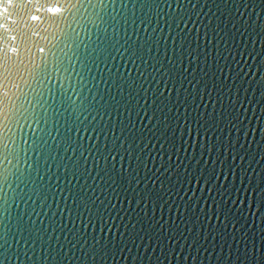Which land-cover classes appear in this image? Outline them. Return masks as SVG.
Listing matches in <instances>:
<instances>
[{
    "label": "water",
    "instance_id": "95a60500",
    "mask_svg": "<svg viewBox=\"0 0 264 264\" xmlns=\"http://www.w3.org/2000/svg\"><path fill=\"white\" fill-rule=\"evenodd\" d=\"M105 12L119 51L90 72L73 57L90 109L45 105L47 124L18 132L27 183L0 179V264H264V0H105ZM41 135L47 160L30 147ZM113 165L125 179L105 183Z\"/></svg>",
    "mask_w": 264,
    "mask_h": 264
},
{
    "label": "snow or ice",
    "instance_id": "6c2138e0",
    "mask_svg": "<svg viewBox=\"0 0 264 264\" xmlns=\"http://www.w3.org/2000/svg\"><path fill=\"white\" fill-rule=\"evenodd\" d=\"M106 15L109 20L105 19ZM110 20L114 21V18L105 12V0H0V179L3 183H9V174L15 176L18 181L27 183L23 173L17 175L20 172L17 166L20 164L21 152H27V149L21 147L17 135L18 132L23 134L25 125H40L41 120L47 124L48 121L36 111L37 108L48 114L45 105H49L55 110L54 117L62 114L60 109H63L64 113H68L69 109H72L73 113L90 109V103L85 104L87 98L72 84L73 73L79 76L80 81H85L82 73L77 72L73 57L78 59L82 69H88L90 72V63L95 64L101 58L106 60L112 56V50L119 51L116 48L119 44L116 39L118 33L115 32V23H110ZM82 23L84 29H89V25L95 28L93 35L96 40L91 51L85 48L81 52L83 41L77 28ZM109 27L113 29L112 35H109ZM41 33L45 34L43 46L33 40V37L40 36ZM142 52L143 47L140 46L132 49L130 56L136 57ZM148 52L151 53L150 48ZM37 53L43 56L38 59ZM140 59L143 60L142 55ZM54 74H60L61 78L59 95L52 89H48L46 95L39 85H45V80L51 82ZM65 81L68 82L67 87L64 86ZM9 85L16 91L11 92ZM115 87L120 93L124 92L123 83H117ZM74 96L80 98L79 104ZM131 99L129 93V101ZM69 115L71 116V113ZM56 130L59 132L58 128ZM66 131L67 135L61 134V142L71 144L72 128L69 127ZM21 139L24 144L28 143L23 135ZM46 144L47 141L41 135L32 140L30 147L34 152L41 150L40 155L47 160L42 151ZM13 168L16 169L15 172ZM114 169L113 165L111 174L105 172V183L111 181L116 184L125 179L122 173L117 174ZM5 235H0V240L7 244ZM0 247L3 245L0 244Z\"/></svg>",
    "mask_w": 264,
    "mask_h": 264
}]
</instances>
